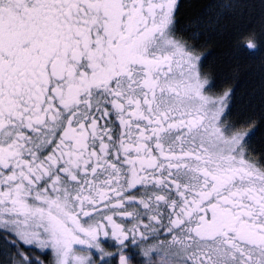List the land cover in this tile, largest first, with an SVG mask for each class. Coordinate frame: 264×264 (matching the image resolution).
Listing matches in <instances>:
<instances>
[{"label": "snow or ice", "instance_id": "obj_1", "mask_svg": "<svg viewBox=\"0 0 264 264\" xmlns=\"http://www.w3.org/2000/svg\"><path fill=\"white\" fill-rule=\"evenodd\" d=\"M181 7L0 0L4 264H264L258 130L221 118Z\"/></svg>", "mask_w": 264, "mask_h": 264}, {"label": "trees", "instance_id": "obj_2", "mask_svg": "<svg viewBox=\"0 0 264 264\" xmlns=\"http://www.w3.org/2000/svg\"><path fill=\"white\" fill-rule=\"evenodd\" d=\"M212 3L213 0H181V29L177 35L203 58L201 73L211 82L210 91L218 97L230 94L221 118L241 132L258 130L252 147L253 158L260 159L264 154V54L252 57L239 53L236 43L241 35L252 36L264 53V0H240L239 7L218 21L215 9H209ZM209 20L213 21L211 25ZM184 25H190L191 30H183ZM193 31L200 33L199 39H193Z\"/></svg>", "mask_w": 264, "mask_h": 264}, {"label": "rangeland", "instance_id": "obj_3", "mask_svg": "<svg viewBox=\"0 0 264 264\" xmlns=\"http://www.w3.org/2000/svg\"><path fill=\"white\" fill-rule=\"evenodd\" d=\"M209 94H211V95H213V96H216V95L213 94L212 91H210ZM217 97H218V96H217ZM220 97H222V96H220ZM226 109H227V107H226ZM225 111H226V110H225ZM0 264H4V257H3V256L0 257Z\"/></svg>", "mask_w": 264, "mask_h": 264}]
</instances>
